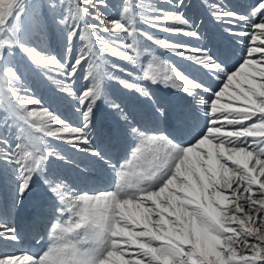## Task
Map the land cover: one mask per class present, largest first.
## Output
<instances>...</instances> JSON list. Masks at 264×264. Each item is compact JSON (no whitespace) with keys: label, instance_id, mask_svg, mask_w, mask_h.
<instances>
[{"label":"snow or ice","instance_id":"6c2138e0","mask_svg":"<svg viewBox=\"0 0 264 264\" xmlns=\"http://www.w3.org/2000/svg\"><path fill=\"white\" fill-rule=\"evenodd\" d=\"M188 6L0 0V181L13 185L11 207L0 216V264H264V0L243 10L207 5L229 38L221 49ZM233 45L241 51L234 63ZM153 48L188 66L160 59ZM104 56L133 65L149 59L140 77L125 80L116 75L126 72L119 64L104 70ZM106 80L135 93L144 111L129 110ZM42 85L73 106L77 121L37 97ZM102 101L132 138L122 163L92 138ZM48 139L91 157L79 163L100 166L110 181L73 186L52 164L75 159ZM37 182L50 242L44 247L36 233L39 251H9L23 238L5 217L19 212Z\"/></svg>","mask_w":264,"mask_h":264},{"label":"rangeland","instance_id":"374dc122","mask_svg":"<svg viewBox=\"0 0 264 264\" xmlns=\"http://www.w3.org/2000/svg\"><path fill=\"white\" fill-rule=\"evenodd\" d=\"M132 2L135 4H139L141 2H149V0H132ZM150 2L156 3L157 0H150ZM214 2H217V0H185L186 5H189V6L186 7L184 9V11H186L188 15L195 16L199 20H202L204 22L202 31H205L208 34L212 35L214 37L213 43L215 44L217 49H221L224 47V45H226L228 43L229 38L224 33L223 26H221L218 22L214 21L209 14L207 5L214 3ZM218 2L223 3L225 5H228L229 7L241 8L243 10L244 8H246V6L248 4L252 3L253 0H218ZM110 3L112 5H119L122 3V0H110ZM109 12L112 13L113 15H115L117 12V8L110 7ZM139 22L142 23V20ZM149 31H151V29H149ZM156 34L161 35V36H165V37L168 35L167 33H156ZM174 39H186V38L174 37ZM195 43L196 42L193 41V44H195ZM51 44L53 47L60 46L59 42L55 39H53L51 41ZM153 51L156 53V55L160 59L167 60L169 63H172L173 65L180 66L181 68L188 66V62L184 61L183 59H181L178 56L173 55L172 53H168L162 49H155V48H153ZM233 52H234V54L231 57V61L234 63V62H236V60L239 59V57L241 55V51H240L239 47H236L235 45H233ZM102 59H103V65L102 66H104V70L106 72L111 73V71H112L111 65L112 64H119L121 68L126 69V72H117L116 75L120 76L121 79L130 80V79H132V77H130L127 73H132L133 77H137V78L140 77V75H141V64L146 66L149 58L148 57H142L141 61L135 65L130 64L127 61L116 59V58L110 57V56H104ZM85 67H87V65H85ZM83 75H84V73L81 72L76 78V87H78V88L82 87L85 84V81L83 80ZM106 85L108 87V91L110 92V94H112L116 97H119L123 101V104L126 105L129 110L130 109L133 110V108H134L137 112H139V111L143 112L144 111L145 106L140 102V100H138L137 95L135 93H133L127 89H124L121 85H119L116 81H113V80H106ZM152 88L154 91L157 92L158 95H166L170 100H172L173 103H176L177 101L180 100L178 95H176V94H174V93H172L166 89H163L162 87H157V86L153 85ZM166 92H168V93L166 94ZM171 93L174 94V96ZM36 95L38 98H41V97L43 98V100L46 102V106H47V102L55 101L53 106L55 107L57 113L62 116V118H68L70 121H73V122L77 121V116L75 114L73 106L66 103V102L55 100V94L52 91L51 87H49L47 85H42L39 89L36 90ZM175 97H176V99H175ZM112 119L119 120L117 115L114 114L113 112H111L108 109L107 105L103 101L100 102V106L97 109V113H96L97 127L101 128V129H106L109 126V123ZM120 125H121V123H120ZM161 127H163V124H161ZM120 132H121L120 135L122 138H124V139L126 138L127 140H129L128 142H129V145L131 147L132 138L130 136H126L123 133L122 126L120 127ZM104 141H105V139H104ZM46 142L50 143L49 140H46ZM106 144L108 145V140H107ZM110 148H112V151L109 150L108 152L110 153L112 160L115 162V158H117V157L121 158L120 157L121 154L118 156L117 148L113 149L112 146H110ZM129 152H130V150L128 151V154H129ZM118 160H120V159H118ZM52 166H54V165H52ZM52 170L54 172L63 174L55 166L53 167ZM89 173L90 174L92 173V174L86 178H82V177H81L82 179L78 178V182L83 183V184L87 183L88 187H91V188H93L97 184H104V182H103L104 180H106L105 184H107L109 182V179L105 178L106 174L108 176V173L105 172L98 165H97V168L94 169V171H91ZM96 176L97 177L103 176V181H98L96 179L97 178ZM35 188H38V189L41 188L39 182H37ZM35 188L33 189L34 192L26 193L27 196L25 194L24 204L21 206V209L19 210V212H14V213L10 214V215H12L13 218L15 216H20L22 214L23 208L26 204L25 202H27V201H30L32 203V205L34 204L33 206L36 207L37 201L34 197ZM12 196H13L12 181L11 180L0 181V202H2L3 204L7 203L8 205H10L11 201H12ZM0 214H2V213H0ZM6 218H9V216H7ZM48 219H49V217H48ZM37 233H39L40 237H42V233H40V232H37ZM35 234L36 233H34L33 236ZM32 237L30 239L31 242H32ZM47 237H49L48 241H47V244H48V242H50V233H48ZM24 240L26 242H28V236H25ZM46 246L47 245H45L44 247H46Z\"/></svg>","mask_w":264,"mask_h":264},{"label":"bare ground","instance_id":"6f19581e","mask_svg":"<svg viewBox=\"0 0 264 264\" xmlns=\"http://www.w3.org/2000/svg\"><path fill=\"white\" fill-rule=\"evenodd\" d=\"M167 93L168 92H166V94ZM172 95L174 96V94H172ZM175 99H176V97H175ZM130 110L133 112H136V113L140 112V111L137 112L134 108H133V110L132 109H130ZM120 123L121 122H119V120L112 119L109 123V126L106 129L98 128L97 123H96V128L93 132V137H92L94 142L96 144H98L99 146H101L102 148H104L106 151H109V150L112 151V148H110V146H112L113 149L117 148L118 156L121 154V156H120L121 158H118V157L115 158V162L112 160L113 163H116L117 161L123 162L125 157H126L125 155H127L128 151L130 150V145L128 142L129 140H127L126 138L125 139L122 138L120 135V133H121L120 127L122 126V124L120 125ZM104 139H105V141H104ZM48 140L50 141V144L53 145V147H55L56 149H58L60 151L67 153L70 157H73L75 159V164H72L71 166H66L62 163L58 164L55 162H53L52 165L57 167V169H59L64 175H66L69 179V182L72 183L73 186L82 188L84 190L91 189V187H88L87 183H86L87 185L83 184V183H79L78 178L82 179L79 176V171L91 172L97 168V166H94L91 168H85V166L83 164L79 163L80 160H86L89 163H91L92 158L85 156L83 153L72 151L70 149V146L64 145L60 141H57L54 139H48ZM107 140H108V145L106 144ZM118 159H120V160H118ZM54 166H52V169ZM107 173H108V176L106 174L105 178H108L110 181L111 173H109V172H107ZM103 182H104V184H97L93 188L102 187V186L106 185L105 184L106 180H104ZM32 192H34V191H32ZM40 192H41V188L40 189L35 188L34 197L37 201L36 207H34L33 206L34 204L32 205V203L30 201L26 200L27 202H25L26 204H25V206L23 208V212L20 216H15L13 218L12 215H10V214L7 215V216H9V218H7L9 220V222L11 224H13V226H15L18 229V231L21 233V236L23 238V242L21 244L15 245V246H7V250L15 251L16 249L31 248L32 251H39L40 249L36 246V244L34 245L30 241L33 234L37 233V232L42 233L43 239L41 240V244L43 246L47 245V241L49 238V237H47V235H48V233H50V223H49V219H48V215H47V206L42 204ZM26 196H27V194H26ZM10 207H11V204L8 205L7 203L3 204L2 202H0V213H2V214H0V216L5 214ZM25 236H28V242H26L24 240Z\"/></svg>","mask_w":264,"mask_h":264}]
</instances>
